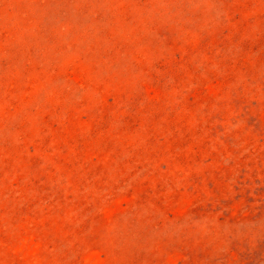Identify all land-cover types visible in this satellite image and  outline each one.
I'll return each instance as SVG.
<instances>
[{"label":"rangeland","instance_id":"374dc122","mask_svg":"<svg viewBox=\"0 0 264 264\" xmlns=\"http://www.w3.org/2000/svg\"><path fill=\"white\" fill-rule=\"evenodd\" d=\"M0 264H264V0H0Z\"/></svg>","mask_w":264,"mask_h":264}]
</instances>
